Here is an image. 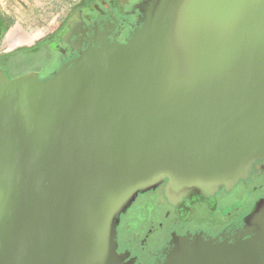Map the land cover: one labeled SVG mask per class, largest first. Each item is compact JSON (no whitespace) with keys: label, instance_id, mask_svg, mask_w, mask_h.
<instances>
[{"label":"water","instance_id":"95a60500","mask_svg":"<svg viewBox=\"0 0 264 264\" xmlns=\"http://www.w3.org/2000/svg\"><path fill=\"white\" fill-rule=\"evenodd\" d=\"M48 81L0 69V264H123L140 193L229 192L264 160V0H147ZM235 242L175 236L162 264H264V199Z\"/></svg>","mask_w":264,"mask_h":264},{"label":"flooded vegetation","instance_id":"af4514ba","mask_svg":"<svg viewBox=\"0 0 264 264\" xmlns=\"http://www.w3.org/2000/svg\"><path fill=\"white\" fill-rule=\"evenodd\" d=\"M145 1L82 0L42 42L0 56V68L8 79L35 74L48 81L95 39L126 43L140 17L137 6ZM165 186L140 193L121 215L117 252L123 264H162L176 235L235 242L245 218L264 199V160L229 192L192 193L174 204Z\"/></svg>","mask_w":264,"mask_h":264},{"label":"crops","instance_id":"0c3cea01","mask_svg":"<svg viewBox=\"0 0 264 264\" xmlns=\"http://www.w3.org/2000/svg\"><path fill=\"white\" fill-rule=\"evenodd\" d=\"M81 1L82 0H27L24 6L29 12H27L28 14L26 17L24 15L16 17L18 25L12 28V31L8 36H5L2 43L0 42V56L6 55L15 49L33 47L42 42L51 32L58 28L61 19L76 8ZM51 18L52 23H48ZM12 21H15L14 18H12ZM42 22L48 23L50 28L38 34ZM10 29L11 26L6 31L9 32ZM4 32L5 31H0V39Z\"/></svg>","mask_w":264,"mask_h":264},{"label":"rangeland","instance_id":"374dc122","mask_svg":"<svg viewBox=\"0 0 264 264\" xmlns=\"http://www.w3.org/2000/svg\"><path fill=\"white\" fill-rule=\"evenodd\" d=\"M26 1L27 0H0V14L6 16L10 20H12V18H14V20H15L14 22L12 21L11 29L9 30V32L5 31L2 34V36H1L2 38L0 39L1 43L4 41L5 36L6 35L8 36L9 33L12 31V28L15 27L16 25H18L16 17H21V15H24L25 17L27 16V14H28L27 12H29V11L24 6ZM51 21H52V18L50 19V21H48V23H52ZM48 23H46V22L41 23V26L38 30L39 31L38 34L42 33L44 30L46 31L50 28Z\"/></svg>","mask_w":264,"mask_h":264},{"label":"trees","instance_id":"16d2710c","mask_svg":"<svg viewBox=\"0 0 264 264\" xmlns=\"http://www.w3.org/2000/svg\"><path fill=\"white\" fill-rule=\"evenodd\" d=\"M12 20L0 14V31H6L11 26Z\"/></svg>","mask_w":264,"mask_h":264}]
</instances>
